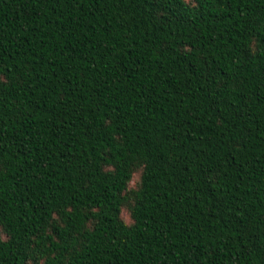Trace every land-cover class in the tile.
<instances>
[{
  "label": "trees",
  "instance_id": "16d2710c",
  "mask_svg": "<svg viewBox=\"0 0 264 264\" xmlns=\"http://www.w3.org/2000/svg\"><path fill=\"white\" fill-rule=\"evenodd\" d=\"M0 264H264V0H0Z\"/></svg>",
  "mask_w": 264,
  "mask_h": 264
},
{
  "label": "rangeland",
  "instance_id": "374dc122",
  "mask_svg": "<svg viewBox=\"0 0 264 264\" xmlns=\"http://www.w3.org/2000/svg\"><path fill=\"white\" fill-rule=\"evenodd\" d=\"M136 179H137V177L135 176L134 179H133V184L135 183ZM124 217H125L126 220H128V217H127V215L125 213H124Z\"/></svg>",
  "mask_w": 264,
  "mask_h": 264
}]
</instances>
